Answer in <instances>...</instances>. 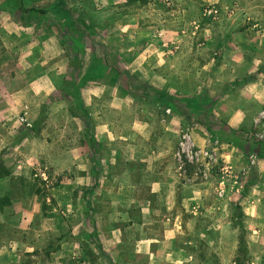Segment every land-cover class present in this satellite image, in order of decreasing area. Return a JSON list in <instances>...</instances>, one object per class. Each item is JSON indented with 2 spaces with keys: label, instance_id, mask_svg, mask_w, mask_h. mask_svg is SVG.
Listing matches in <instances>:
<instances>
[{
  "label": "rangeland",
  "instance_id": "obj_1",
  "mask_svg": "<svg viewBox=\"0 0 264 264\" xmlns=\"http://www.w3.org/2000/svg\"><path fill=\"white\" fill-rule=\"evenodd\" d=\"M57 2L67 21L18 10ZM14 3L0 0V264H264V98L249 86H264V67H245L264 60V0ZM93 62L103 75L86 79ZM234 110L245 112L237 130ZM186 132L215 162L181 167ZM239 143L246 164L223 156ZM171 170L190 191L206 187L188 211L152 193ZM166 216L183 223L182 251L162 258L140 240Z\"/></svg>",
  "mask_w": 264,
  "mask_h": 264
},
{
  "label": "crops",
  "instance_id": "obj_2",
  "mask_svg": "<svg viewBox=\"0 0 264 264\" xmlns=\"http://www.w3.org/2000/svg\"><path fill=\"white\" fill-rule=\"evenodd\" d=\"M261 35L264 36V33H261ZM235 48L240 50V48H238L237 46ZM245 67L248 69L257 67L258 68L257 71L259 72V69L264 67V60L257 58L252 62L246 64ZM263 73L264 72L261 71L260 75H263ZM259 82L260 81H256L253 83L251 82V84L249 85L250 88L260 87V90L258 92L256 91L255 95L252 96L253 99L264 98V91H263L264 86L262 85V83ZM171 91L172 90H168L170 96L172 97L175 96ZM13 97H14L13 94H9V98L11 100ZM182 97L184 96H181V99H183ZM9 110H10L9 102H7V105L5 104L2 105V107L0 108V121L7 117L8 115L7 112ZM172 119L174 122L180 121V116L176 115ZM244 120H245V112L243 110L232 111L228 121L229 129H234V130L239 129L242 126V124H244ZM204 127L206 126H203V128ZM204 129L206 131L202 129L203 132H200L197 129H195L193 132V139L196 145L200 147L208 145L211 141L210 137L208 136L210 134L209 130L207 128ZM241 146L242 145L240 143L239 146H237V144L232 145L233 149L231 148L226 153L224 152L223 156H225L228 161H232L237 165H238V161H240L241 164H246L247 161L245 162V159L244 161H242L241 159L238 158L244 155L243 149L239 148ZM170 167L173 170L175 168L177 171L176 162H174L173 160L170 163ZM173 170L169 172L165 171L164 173L158 172L155 174L154 180L152 182L153 185L152 193H156L158 195L166 194L168 196V203H167L168 211H173L177 207V205H179L180 208H182L183 210L188 211L190 210L191 198H193L194 196H201L203 198V196H205L206 194L204 190L206 189V187L204 186V183H198L194 187V191H190V189H188V186L183 184V182H181V178H179V176L176 174L177 172H174ZM256 171L260 173V175L264 174L262 173L264 172V159L258 161ZM180 177L182 176L180 175ZM194 192L196 193L194 194ZM248 210L249 208L246 207L245 212H248ZM143 213H144L145 221H148L149 219H157L158 216V210L155 205L150 206L149 209L148 208L144 209ZM171 215H173V213ZM166 221L167 222L164 221L162 224L160 223L161 224L160 226L159 225L154 226L153 229L155 233L153 236L145 237L144 240H140V242L144 241L143 242L144 244H148L146 251H149L154 256L162 254V258L170 255H172V257H175L176 255L180 254V251H182L179 245L178 247L177 245H175L173 248V244L177 243V241H175L176 239L174 238L177 232H179L178 231L179 228H183V223L180 220H177V218L176 221H173L174 222L173 223L172 221H170V219L167 216H166ZM164 247H167L169 249L168 250L166 248L164 249Z\"/></svg>",
  "mask_w": 264,
  "mask_h": 264
},
{
  "label": "built area",
  "instance_id": "obj_3",
  "mask_svg": "<svg viewBox=\"0 0 264 264\" xmlns=\"http://www.w3.org/2000/svg\"><path fill=\"white\" fill-rule=\"evenodd\" d=\"M261 119H264V111L260 115L259 120ZM176 157L178 158L181 167L187 163L197 164L202 160H208L207 165H210L216 160L215 154L213 152L196 149L188 132L182 135L180 147Z\"/></svg>",
  "mask_w": 264,
  "mask_h": 264
},
{
  "label": "trees",
  "instance_id": "obj_4",
  "mask_svg": "<svg viewBox=\"0 0 264 264\" xmlns=\"http://www.w3.org/2000/svg\"><path fill=\"white\" fill-rule=\"evenodd\" d=\"M16 0H8L9 5L15 4ZM15 6V5H14ZM18 10L20 11L22 18H27L32 12L41 14L44 16L45 20L48 18V14L52 13L54 15H60L62 14L64 16V19L67 21L68 18H71L69 14V9L66 7V5L63 2H57L51 9L45 10V9H27L21 5H19ZM104 69L100 66L98 63H92L90 68L87 71L86 79H94V78H101L103 75Z\"/></svg>",
  "mask_w": 264,
  "mask_h": 264
}]
</instances>
